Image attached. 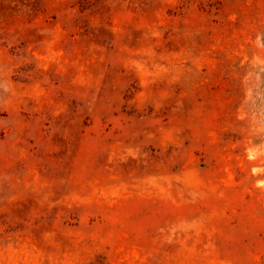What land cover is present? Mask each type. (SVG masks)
Instances as JSON below:
<instances>
[{
  "label": "rangeland",
  "instance_id": "1",
  "mask_svg": "<svg viewBox=\"0 0 264 264\" xmlns=\"http://www.w3.org/2000/svg\"><path fill=\"white\" fill-rule=\"evenodd\" d=\"M0 264H264V0H0Z\"/></svg>",
  "mask_w": 264,
  "mask_h": 264
}]
</instances>
